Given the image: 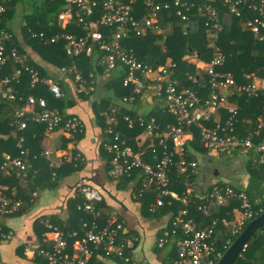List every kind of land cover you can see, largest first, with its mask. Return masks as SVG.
I'll return each instance as SVG.
<instances>
[{
  "label": "built area",
  "instance_id": "2783aa9c",
  "mask_svg": "<svg viewBox=\"0 0 264 264\" xmlns=\"http://www.w3.org/2000/svg\"><path fill=\"white\" fill-rule=\"evenodd\" d=\"M11 1L0 0V26L7 11L6 4ZM220 1L236 17H243L245 9L254 12L256 16L248 20L246 25L260 41H264V0ZM65 3L66 11L60 16L62 24L65 16L70 22L75 20L81 27L83 36L56 35L50 39L45 38L44 43L55 44L64 40L66 53L71 57L93 54L98 44L100 52H103L99 65H103L106 72L115 70L119 63L126 67L127 74L123 85L133 91L128 99L130 103H134L135 98L143 95V91L150 87L154 97L161 102L165 114L173 118V123L163 128L155 119L147 121L139 116L137 120H134L128 115H122L118 107L111 108L109 113H101V116L107 115V123L111 126L107 130L110 140L106 144V150L112 156L109 175L114 180H120L123 177H131L135 171H139L141 174L139 180H142L140 197H143L146 192H152L155 195V201L150 204L151 213H155L165 205H173V200L182 201L184 205H188V195L192 193V184L188 180L183 183L186 194L180 197L172 190L170 177L173 167H176L180 173H185L187 179L189 173H194L198 167V164L190 161L186 155L187 130L196 128L200 132L202 145L208 152L225 155L232 150L241 151L243 154L253 151L258 155L257 161L264 164V139L258 144L255 143V139L261 136L264 120L248 138H240L235 132L238 108L230 103V97L236 92L258 97L260 93H264V84L262 86L238 85L231 74L219 71L225 57L216 48L213 59L206 65L208 96L203 99L198 92L180 89L177 86L171 74L173 64L155 66L142 62L133 48L128 49L121 45V41L132 35L142 36L149 31L164 36L160 26L161 13L174 9L177 17L183 21H189L188 14L197 6L195 1L65 0ZM199 12L204 17L206 27L217 39L223 30V24L221 15L212 0H203L199 5ZM33 36L37 37L35 34ZM40 37L43 39L45 36L41 34ZM14 41V34L6 30L0 31V70L11 62L20 65L22 69L29 72L31 87L35 88L38 84H44L56 99H66L67 93L61 88L57 79L42 78L37 70L25 65L27 56L20 54L14 47ZM22 69H17L15 76L20 75ZM60 73L67 76L74 74L73 83L80 94L90 95L94 92L96 80L93 74H90L91 81L87 85V81L75 65L60 70ZM12 80L11 77L0 80V100L24 102V106L15 112L12 126L22 131L30 123L39 124L45 126L48 134L63 131L72 139L83 132V124L78 116H70L61 113L60 110L50 109L46 99L37 98L34 95H29L26 100L23 97H17L9 88ZM221 110H226L230 117L224 124L219 120L215 122V127L209 128L207 124ZM121 119H124L130 129L137 125L142 128V132L137 137L139 151L115 131ZM147 141L148 145H145ZM18 147L20 149L18 156L11 153L3 154L0 171L2 176L16 175L27 183L30 165L26 161L28 151L24 149V138H20ZM145 148L148 152L151 151L153 162L144 158ZM51 155L50 150L41 153V156L48 161L50 168L57 170L61 166L52 160ZM65 161L83 165L84 157L79 152H71L66 156ZM56 175L54 171L53 177ZM7 191L8 189L0 183V216L15 214L22 205L21 200L8 196ZM78 194L82 201L78 209L90 217V221L81 218L83 235L81 236L80 231L76 230L67 236L60 227L49 220H44L43 223L48 231L43 235L40 247L26 248V254H30L32 258H40L47 264H90L94 250L102 249L106 258H117L130 263L132 259L128 253L135 249L138 238L125 233L124 224L117 216H104L100 208L103 195L98 189L81 182L78 184ZM168 199L170 201L166 202ZM203 200L204 203L198 206V210L204 216H208L212 208L224 206L233 200H239L241 203L240 215L233 220H213L211 224L201 228L189 217L188 209L182 210L172 220L170 227L163 232L158 243L160 248L169 241L173 243L177 253L176 263L217 264L226 250L257 215L248 193L231 186L215 187ZM103 220L104 223H101ZM219 226L223 227L221 232L225 236L222 241H217ZM262 229L261 233L264 235V227ZM13 237V230L0 223V243L9 241ZM69 239H74L72 245ZM0 264L6 263L0 260Z\"/></svg>",
  "mask_w": 264,
  "mask_h": 264
},
{
  "label": "trees",
  "instance_id": "16d2710c",
  "mask_svg": "<svg viewBox=\"0 0 264 264\" xmlns=\"http://www.w3.org/2000/svg\"><path fill=\"white\" fill-rule=\"evenodd\" d=\"M197 3L196 8H193L192 11L188 14L190 19L189 21H183L181 18L177 17L174 9L170 11L162 12V19L166 22H171L173 25V33L169 36L167 40H164L161 37H157L152 33H149L148 36H137L132 35L131 37L121 41V45L124 48L134 49L137 57L140 61L159 66L164 65L168 59H171L176 67L171 71L172 77H175L178 80L177 86L180 89H189L192 92H200V90H208L207 88V79L208 75L206 72L197 69L196 65L190 63L186 60L189 56H197L199 60L209 63L214 57V49L210 46V40L212 39L211 32L205 26L204 20L201 19L199 12V5L203 0H193ZM214 4L220 13H229V9L226 6L221 5V1ZM221 2V3H220ZM23 4V6L28 5L30 7L31 13H23L21 21V36H15L14 47H16L21 55L27 56L26 66L32 67L37 70L42 78L54 77L58 80L61 88L65 89V82L63 79L57 78L55 75H49V72L40 64L35 62L33 58L29 55L28 49L31 48L34 53L45 63L55 66L59 71L64 68H69L75 65L78 72L84 77L89 85L91 78L90 74L94 75L96 78L97 71L100 73H113L116 70H121L120 75L116 77H111L110 79L116 83V90H122L119 92L121 96H132V89L124 87L123 80L127 74L126 67L122 64H118L115 70L110 72H105L103 65H99L103 52H100L98 44L96 45V51L93 54H81L77 57H71L66 53V42L60 41L58 43H44V39H50L56 35L63 34H72L76 36H83L81 27L78 25L75 20H72L68 25L63 26L60 16L66 11L65 0H12L6 4V14L3 16L2 25L0 26L1 30H6L13 33L11 28V21L14 18V15L17 13L18 5ZM243 17L228 16L226 19L227 24L224 22V29L219 33L216 39V46L219 47V53L225 55L226 62L219 71L223 73H230L238 85H249L252 84L254 79L260 78L264 81V41L260 39L247 27L246 23L248 20L253 19L256 14L252 11L244 10ZM168 13V14H167ZM169 15V16H168ZM225 16V15H223ZM104 32V30H102ZM33 34L37 35L34 37ZM41 34H44V38L40 37ZM106 34V33H105ZM109 35V34H108ZM110 37V36H109ZM24 40V43H22ZM110 41V39H108ZM22 69L20 65H16L11 62L5 68L0 70V80L5 77H11L12 83L10 85V90L17 95V97H23L25 100L29 95H34L37 98H44L47 100L50 109L60 110L61 113L66 114L64 111L65 107L68 105V98L66 99H56L49 91L46 85L38 84L35 88L31 87V77L28 71L22 69V73L18 76H15L17 69ZM192 76V81H188V76ZM69 79L74 82V74L68 75ZM248 77V78H247ZM150 88V87H148ZM147 88V89H148ZM145 89L142 94L147 90ZM94 93V92H93ZM93 93L90 95L93 96ZM207 93V92H206ZM90 95H83V98L86 100L91 98ZM142 95L135 98L137 106L141 100ZM157 106L160 107V112L164 110L161 108V102L154 97ZM230 103L236 104L238 108V115L236 117L237 122H235V132L236 135L240 138H248L251 134L258 129L261 122L264 120V93H260L258 97H250L247 94L243 93H234L230 97ZM24 106V102L21 103L17 101H2L0 100V165L3 162V154L11 153L14 156H18L20 149L17 146L20 138H24V149H29L30 156L42 153L40 149V139H34V135L41 136L43 131H45V126L39 124L30 123L28 127L22 131H19L16 126L11 124L14 121V115L17 110ZM105 109H100L99 113H109L111 108L107 105ZM122 114L128 115L134 120H137L139 117L138 111L136 110H120ZM12 117L9 114L12 113ZM154 113V112H153ZM152 113V114H153ZM218 114H221V123H225L230 117V114L226 110H221ZM72 116L73 114H66ZM167 115V114H165ZM158 123H163L164 119L162 116L156 114ZM168 116V115H167ZM216 116V115H215ZM214 116V117H215ZM107 119V115H104ZM105 118L101 117V121L106 126ZM150 120V117H146ZM166 118V117H165ZM167 121L173 123V118L168 116ZM122 120V126L124 133L130 140L128 143L133 146L137 151H139L138 146V134L142 132V128L137 125L135 128L130 129L127 123ZM166 122V121H165ZM209 128L215 127V122L212 120L207 124ZM194 134L195 140L200 139L199 131L196 128L191 130ZM187 132H189L187 130ZM264 139V126L261 129V136L255 139V143L258 144L261 140ZM148 145V141L145 143ZM146 147V146H145ZM204 153H207L203 147L199 148ZM76 152V151H74ZM144 158L147 161H152V153L148 152V149L145 148ZM110 155V154H109ZM112 156H109V161H111ZM43 162V161H41ZM153 162V161H152ZM47 164V162H46ZM77 164V163H76ZM75 163H68V166L73 169L74 172L79 171L83 165H76ZM48 174H42L39 180H36L35 183L31 184L32 190H45L47 188H54L56 183L60 180V174L57 172V176L54 181H52V171L49 166H45ZM48 165V164H47ZM49 168V169H48ZM251 179L257 181L261 184L264 180V164L256 163V165H251L248 169ZM59 176V177H58ZM141 176L139 171H135L131 177H123L121 184L130 183L135 178L139 179ZM0 171V183L4 185H12L13 183L17 184L18 179L15 175L12 177H7L6 179L2 178ZM171 182L174 184V188H180V197H184L186 194V188L183 186V183L188 180L190 183H194L196 179V174L189 173V178H186L185 173H180L176 167L172 168L170 173ZM58 178V179H57ZM9 185V186H10ZM142 186V185H141ZM227 186V185H226ZM224 187V186H219ZM24 194H18L16 199L24 200L21 207L15 213L16 215L25 214L30 208L32 203L29 202V198H23ZM249 199L253 205L254 211L257 213L256 217L264 213V199L256 201L251 194L248 192ZM155 201V195L151 193H145L141 199V202L144 204L145 208L150 212V204ZM170 199L166 200V202ZM82 203L79 198L77 206ZM203 203L201 198H197L195 194L188 195V205H184L182 201L173 200V205H165L163 208L157 210L155 213H151L153 216H159L160 214H166L170 211L174 212V218L177 217L180 212L184 209H188L189 217L193 218L199 227H204L212 223L213 220H221L224 217H232L233 210L241 207L239 200H234L230 204L219 206L218 211L216 208L210 211L208 216H204L202 212L198 211V206ZM101 208V207H100ZM218 208V207H217ZM78 209V207H77ZM79 210V209H78ZM78 215L75 216L74 224L71 227L61 229L66 233L67 236H70L73 231L81 230V218H84L90 221V217L87 216L83 211H78ZM104 223V220L103 222ZM46 227V226H45ZM47 228V227H46ZM219 230H222L223 227L219 226ZM48 230V229H47ZM260 229L250 240L248 246L242 252L241 256L237 259L235 264H254L258 260L261 254H264V235H262ZM46 231V229L44 230ZM182 236V235H181ZM70 244L72 245L74 239H69ZM102 251V249H95L93 256H96L97 252ZM102 254L103 251H102ZM91 258V259H92ZM37 260L42 261V259L37 258ZM91 263V261H90ZM45 264H47L45 262Z\"/></svg>",
  "mask_w": 264,
  "mask_h": 264
},
{
  "label": "crops",
  "instance_id": "0c3cea01",
  "mask_svg": "<svg viewBox=\"0 0 264 264\" xmlns=\"http://www.w3.org/2000/svg\"><path fill=\"white\" fill-rule=\"evenodd\" d=\"M212 2L216 4L219 1L212 0ZM221 5L223 4L221 3ZM227 9L229 8L227 7ZM162 14L163 13L160 15V26L166 37L157 35L152 31L147 32L143 36L146 37L149 33H152L164 40L169 38L173 33V25L171 22L164 21L162 19ZM227 14L231 17L234 16L230 11L229 13H220L223 29L225 26L224 22L227 24ZM201 19L204 20V17L201 16ZM209 31L212 36L210 46L214 49L215 53L216 48L218 50L220 49L216 46V38L213 37L214 35L212 34V31L210 29ZM213 40H215V42H213ZM28 53L35 62L42 65L49 72V75H55L57 78L64 80L66 84L64 91L67 93V98L69 99L64 112L79 117L83 124V132L75 139H72L63 131H56L52 134H48L45 130L41 136L34 135V139H40L39 144L42 152L50 150L52 152V160L57 162L61 167L57 170L51 169L48 161L41 156V153H35L32 158H29L30 151L29 149H26L28 151L26 161L30 165L29 175L28 178H26L28 179L27 183L20 180L23 178H18L15 175L16 179H18L17 184H9L10 186L3 184L8 189V196L17 200L16 196L18 194H24L23 198H29V202H31L32 205L25 214L0 216V223L9 227L14 232V237L11 240L0 243V260L6 264H45V261L37 260L36 257L32 258L30 254L27 255L25 249H35L40 247L43 235L48 231L43 223L44 220H49L60 228L62 225V227L66 229L74 224L75 216L79 213V210L77 209V202L79 200L78 184L82 182L95 187L102 193L103 202L100 204V207L104 216H117V218L124 224L125 233L128 236L132 235L138 238L135 249L128 253L132 259L130 263L117 258H106V256L102 254V251L99 250L100 252L96 253V256L91 259L90 264H184L176 263L177 253L171 241L166 243L162 248L158 246L159 239L162 237L163 232L170 227L171 222L174 219V212L170 211L166 214L153 216L141 202L142 197H140V190L142 180H139L140 178H135L130 183L124 185L121 184L122 178L120 180H114L109 175L110 155L106 150V144L110 140V135L107 133V130L111 126L107 123V119L101 116V113H103L102 110L100 113L99 110L102 108L105 109L108 107L107 105H109L110 108L118 107L124 110H136L138 111L139 116L144 117L147 121L153 119L156 120V114H158L164 119V122L160 124L163 128H166V125L171 124V122L167 121L169 119H166L169 115H165L164 111L162 113L160 112V114L158 113L160 107L156 104L152 89L148 88L142 95L139 104L135 106L136 104L129 102L128 96L122 97L121 94H119L120 91H123L120 89L117 91L116 83L110 79L111 77L120 75L121 70H116L113 73L107 74L104 73L103 70V73L97 71L93 96L86 100L83 98L82 94L78 92L77 87L67 75H63V73H60L55 66L50 65L49 63L47 64L41 60L31 48L28 49ZM223 56L225 57V55ZM186 60L195 64L197 69L206 72L207 63L199 60L197 56H189ZM225 62L226 57L222 66H224ZM169 64L174 65L171 69L172 71L176 65L171 59H168L164 65L159 66H167ZM172 78L178 83V80L175 77ZM192 80V76H188V81ZM252 84L262 86L264 81L260 78H256ZM184 89H186V87ZM198 94L204 99L207 98L208 91L205 89L203 91L200 90ZM231 104L236 106V104ZM11 114H13V112L9 114V117ZM101 117L105 118L106 126L100 120ZM146 117H150V120ZM221 117V114H217L213 118L214 122L221 120ZM119 122L120 124L115 127V131L130 142L126 134L123 132L122 120ZM202 147L201 139L195 140L193 132L189 131L186 141V155L190 161H195L198 164V167L194 172V175L196 174L195 182L193 184L191 183V194H195L197 198L203 200V198L208 196L215 187H226L227 185L236 190H243L247 193L249 192L256 201L264 199V180L259 184L257 181L251 179L250 174L248 173V169L251 165L259 163V161H257L258 155L256 153L250 152L247 154L249 155V159L248 161L244 159L247 163L245 168L240 170H227L225 173L224 171H221L223 165L219 164L215 158L217 154L211 152L204 153L199 150V148ZM74 151L81 153L84 157L82 168L76 172H74L73 169L68 166V162L65 161L66 156ZM233 152H240L242 154V152L238 150ZM42 164L47 167L49 166L52 175L54 171H56V173L58 172L60 174V180L56 183L54 188H47L42 191L32 190L31 184L35 183L36 180H39L42 174H48L46 168H44ZM205 164L208 165V168L202 170L201 167ZM214 167H216L214 174L212 172L210 173L211 169L213 170ZM212 175L213 177H211ZM2 178L6 179L7 177L3 175ZM54 179L55 177H52V181H54ZM172 190L177 194L180 192V188H174L173 182ZM148 193L153 194L152 192ZM18 200H21L23 204L24 200ZM214 208L218 211L221 207ZM239 215L240 208H236L233 210L232 217H224L223 219L233 220L238 218ZM193 221L198 225L194 219ZM45 229L46 231H44ZM224 238V233L219 230L217 241H222ZM256 264H264V255L259 257Z\"/></svg>",
  "mask_w": 264,
  "mask_h": 264
},
{
  "label": "rangeland",
  "instance_id": "374dc122",
  "mask_svg": "<svg viewBox=\"0 0 264 264\" xmlns=\"http://www.w3.org/2000/svg\"><path fill=\"white\" fill-rule=\"evenodd\" d=\"M17 13L14 15V18L13 20L11 21V28H12V31L14 33V35H17V36H21V21H22V16H23V13H28L30 14L31 13V10H30V7H28V5L26 6H23V4H20L18 5L17 7ZM70 23V21L66 18H64V22H63V26H66ZM22 43H24V40H22ZM233 151H236V150H232L230 153L228 154H225V155H217L215 158L217 160V162L221 165H223V168L221 171H224L225 173L227 172V170H240V169H243L246 167L247 163L245 162L248 161L249 159V155L247 154H241L240 152H233ZM234 153V154H233ZM252 153H254L252 151ZM245 159V160H244ZM202 170H205V168H208V165H203L202 167ZM216 170V167L213 168V170L211 169L210 173L212 172L214 174ZM213 177V175L211 176ZM264 254H261L260 256H262ZM259 256V257H260ZM259 259V258H258ZM256 264V263H254Z\"/></svg>",
  "mask_w": 264,
  "mask_h": 264
},
{
  "label": "water",
  "instance_id": "95a60500",
  "mask_svg": "<svg viewBox=\"0 0 264 264\" xmlns=\"http://www.w3.org/2000/svg\"><path fill=\"white\" fill-rule=\"evenodd\" d=\"M264 227V213L252 220L226 250L217 264H235L253 236Z\"/></svg>",
  "mask_w": 264,
  "mask_h": 264
}]
</instances>
